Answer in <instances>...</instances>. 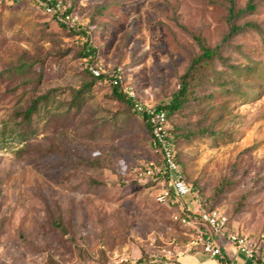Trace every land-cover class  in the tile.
Segmentation results:
<instances>
[{
	"label": "rangeland",
	"instance_id": "obj_1",
	"mask_svg": "<svg viewBox=\"0 0 264 264\" xmlns=\"http://www.w3.org/2000/svg\"><path fill=\"white\" fill-rule=\"evenodd\" d=\"M54 1L71 10L70 26L37 0H0V264H165L164 250L184 248L188 231L173 217L191 200L156 202L142 116L112 96L110 76L84 86L93 66L118 74L136 101L166 105L200 55L195 36L222 60L171 115L181 167L264 253V0L235 19L256 28L230 37L225 0ZM233 1L242 10L251 0ZM82 32L93 58L80 57Z\"/></svg>",
	"mask_w": 264,
	"mask_h": 264
},
{
	"label": "built area",
	"instance_id": "obj_2",
	"mask_svg": "<svg viewBox=\"0 0 264 264\" xmlns=\"http://www.w3.org/2000/svg\"><path fill=\"white\" fill-rule=\"evenodd\" d=\"M39 8L46 14H50L68 25L69 17L60 11L59 4L54 0H37ZM70 26V25H68ZM89 72L96 78L110 76L113 85H121V77L118 74L106 75L97 67H89ZM134 111L147 117L151 127L150 146L156 160L150 161L144 169L143 176L151 181L159 180L161 191L156 196V202L160 205L175 207L182 201L191 200V204L182 206L181 211L188 213L182 216L175 214L173 220L187 229L188 242L182 250H164L163 258H167L165 264H177V260L184 254L202 253L205 256L216 259L221 254V239L227 241L245 258L255 263L264 264L263 247L260 240L245 234L232 231L228 218L218 209L208 210L200 196L194 191L187 181L181 164L177 161L174 139L167 112L152 105L136 101L130 95ZM262 239L264 236L261 237Z\"/></svg>",
	"mask_w": 264,
	"mask_h": 264
},
{
	"label": "trees",
	"instance_id": "obj_3",
	"mask_svg": "<svg viewBox=\"0 0 264 264\" xmlns=\"http://www.w3.org/2000/svg\"><path fill=\"white\" fill-rule=\"evenodd\" d=\"M225 1H227L229 4L228 11H229V22H230V27H231L230 32H229L227 37L235 35L236 33L242 31L245 28H256V25L250 24V23H246L245 25L239 26V27L235 25V19L240 18L242 15H244L247 12L255 10L256 6L253 4V0L249 1L247 6L245 7V9H242V10H236V7H235L233 0H225ZM70 13H71V10H67L65 12V15H68ZM60 25L64 28H66L63 23H60ZM78 34H82L83 37H85V39H86V41H85V43L81 49L80 57L84 58V59L89 58V57L93 58L96 54V50L90 45L88 36L84 32L78 33ZM194 40L198 45L200 55L193 59L190 68L181 77L180 88L176 93L173 94L170 102L166 105L158 106V108H162L167 112V117H168L169 123H170L171 115L174 114L175 112L181 110L184 107L185 103L188 100V96L191 93L189 91L190 85L192 82L196 81L197 79H200V74L203 73V72H201V70H206L207 72H209V70H213V63L215 60H217V59L222 60V58L220 56L221 50H220L219 46H216L215 48H210L209 46L206 45L205 41L200 36H195ZM88 77H89V80L84 86L85 89L93 87L94 85H96V83L98 81H101V80L107 78V77L96 78L90 72H89ZM80 93L81 92H78V94L75 97H73V100L78 102L79 101L78 95ZM112 96L117 101H119L120 103H124V104L128 105L129 107L133 108L134 103H133L132 99H130L129 96L123 92L120 85H118V86L113 85ZM46 100H47L46 96H41V97L35 98L32 101V104L29 107V109H27L24 112V114H23L24 120L30 121L32 119V115H34L35 113L38 112V108L40 106V103L42 101H46ZM142 119H143V122L145 124L147 131L151 132V127L147 122V117L145 115H143ZM171 132H172V136L174 139L175 150L177 153V161L181 164L180 158H179V153H178V143H179L178 142V135L173 133L172 129H171ZM185 138L188 139L189 137L186 136ZM186 179H187V177H186ZM187 181H188V179H187ZM192 187H193V185H192ZM204 206L208 210L217 209L215 207H210L205 202H204ZM180 213L182 214V216H185V217L189 215L188 213L183 212V211H181ZM227 218H228V223L230 226V219H229V217H227ZM217 261H218V264H232L231 259L229 258L228 254H226L224 252V250H222V248H221V254L217 257ZM140 264H144V262H142V263L140 262Z\"/></svg>",
	"mask_w": 264,
	"mask_h": 264
},
{
	"label": "crops",
	"instance_id": "obj_4",
	"mask_svg": "<svg viewBox=\"0 0 264 264\" xmlns=\"http://www.w3.org/2000/svg\"><path fill=\"white\" fill-rule=\"evenodd\" d=\"M221 248L231 259L232 264H257L239 254L227 241L221 242ZM177 264H218L217 258L213 259L202 253L184 254L177 260Z\"/></svg>",
	"mask_w": 264,
	"mask_h": 264
}]
</instances>
